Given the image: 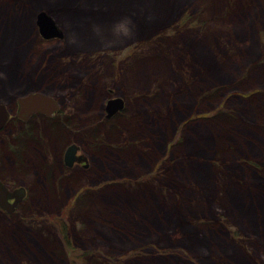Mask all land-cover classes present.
Instances as JSON below:
<instances>
[{
	"label": "rangeland",
	"instance_id": "374dc122",
	"mask_svg": "<svg viewBox=\"0 0 264 264\" xmlns=\"http://www.w3.org/2000/svg\"><path fill=\"white\" fill-rule=\"evenodd\" d=\"M203 1L124 0L122 7H114L112 0H68L61 3L49 1L36 8L31 0H4L5 4L12 5V14L16 11L14 7L21 10L18 16L25 21L21 20L17 26L10 48L6 47L3 31L0 33V103H5L11 113L0 130V180L23 190L24 195L17 210L5 212L0 208V264H184L179 258L166 256L168 252L182 254L201 264L200 254L191 245L198 236L195 230L203 225L202 220L209 221V218L199 214L209 209L213 200L222 205V193L229 178L221 173L208 172L209 179L204 183L191 180L200 171L195 163L197 156H193V161L178 159L180 156L170 150L171 143V155L163 170L160 173L156 170L142 172L131 164L128 156H132L133 150L152 149L150 136H145L143 142L137 140L139 149L131 150L136 146L134 144L127 145L130 149H122L118 143L140 139L139 136L130 137V130L125 128L130 124H145L142 116L146 114L139 109L140 106H144V112L150 113V119L166 117L179 105L183 106L180 101L185 100L183 96L190 93L192 85L205 81L203 87L210 88L214 76L224 73L229 74L228 77L224 75V83L234 81L237 71L229 62L238 51L232 43H237L240 36L214 34L213 29L199 28L195 23L182 24V18L194 13V6L197 7L195 11L198 10ZM206 1L204 11L209 5L220 7L216 15L226 18L227 23L246 17L255 21L254 39L248 34L247 40L249 45L255 46L256 55L264 58V0ZM19 2L27 7L20 9ZM76 2L81 6L74 12L72 4ZM93 2L98 6L92 8ZM127 5L130 9L125 11ZM41 10H46L56 20L63 37L49 40L41 36L36 23ZM91 10L103 16L121 13V18L131 17V37L118 45H108L100 41L99 30L95 32L93 24L88 23L80 36L82 42L72 43L70 32L73 21L78 19L75 14ZM93 21L101 24L100 28L104 26L100 17ZM257 56L250 57L247 68L259 61ZM152 58L160 61L162 68L158 72L145 67L147 60ZM256 68H264V62L257 63ZM136 69L139 72L135 79L129 78ZM9 75L16 76L14 79L23 81V84L32 85L31 94L42 92L54 98L58 104L55 113L38 112L27 120L17 117L18 96L12 101L6 99L8 94L3 95ZM99 79L101 86L96 105L87 108L94 91L93 84ZM116 97L122 98L124 107L108 117L107 101ZM168 100L172 106L170 110L163 107ZM257 100L254 97L251 103L255 104ZM61 112L72 118L65 122L68 127L52 135L58 129L52 126L61 119ZM176 114V119L180 120L179 109ZM97 127L104 142L100 146L86 139ZM180 130L179 127L176 139ZM168 143L169 140L167 146ZM71 144L79 146L77 154L83 155L85 160L70 167L66 165L65 153ZM165 159L167 157L162 160ZM72 180L75 181L72 183ZM213 182L219 189L211 187ZM112 190L130 202L139 199L147 205L158 202L168 217L163 222L165 230L155 231L154 239L146 240L139 234H132L130 236L135 240L129 245L112 244L106 240L107 236L111 237L110 233L105 231L104 225L101 227L104 232L95 231L91 216L97 214L107 227H112ZM80 194H85L81 200ZM102 195L111 199L104 198L107 202L96 208L94 204ZM143 210L146 211L147 207ZM214 211L221 215L218 213L222 212L220 209ZM139 214L137 209L121 207L113 215L119 221L126 220V227H137L132 222L148 226L150 219L143 218L141 222ZM223 214L227 224L226 228L222 226L225 239L231 241L245 262L264 264V259L253 248L246 228L229 219L228 214ZM148 244L151 246L146 247ZM217 244L219 249L220 243ZM140 247V253L131 254V250ZM94 254H103L100 263ZM155 254L160 258L155 259ZM113 255L116 257L112 263L109 257ZM213 259L220 264H229L217 254Z\"/></svg>",
	"mask_w": 264,
	"mask_h": 264
},
{
	"label": "trees",
	"instance_id": "16d2710c",
	"mask_svg": "<svg viewBox=\"0 0 264 264\" xmlns=\"http://www.w3.org/2000/svg\"><path fill=\"white\" fill-rule=\"evenodd\" d=\"M31 1L36 8L43 6L49 1H55L56 3L62 2V0H46V2L41 5L38 2L39 0ZM123 1L124 0H112V6L122 7ZM201 2L196 11L195 9L197 7L193 5L194 13L186 14L182 18V24L193 25L195 23L199 28L206 29L209 27L213 29L214 31L212 32L214 34L226 33L229 35L237 34V36H240L237 43H232L238 51H236L237 53H234L236 57L231 58L229 62L230 67L237 71L234 81L231 83H224L222 81L224 75L227 77L229 76V74L224 73V75L219 74L214 76L210 88L203 87L205 81L192 85L193 88H190V93L183 96L185 100L180 101L183 106L179 105L168 116L166 115V117H160L158 119L154 117L153 119H150V113L147 114L144 112V106H140L139 109L146 114L142 116L145 118V124L143 125L142 123H139L137 125H125V128L130 130V137L139 136L140 139L129 142L121 141L118 145H120L122 149H130L128 146L134 144L136 146L131 150L135 148L139 149L137 144L140 142L138 141L137 143V140L143 142L145 136H150V140L153 141L152 145L154 146L152 149L149 151H144V149H140L142 151L133 150L132 156H128L131 164L140 168L142 172L156 170L160 173V170H163V166L167 164L166 161L171 155L169 153L171 143L172 146L170 150L180 156L178 159H192L191 161H193V156H197L195 163L199 165L198 167L200 168V171L197 172L196 177L192 176L191 180L196 179L199 180L200 183H204L209 179V176L207 175L208 172H217L227 176L229 179L227 181V187H225L226 190L222 193V205L220 202L218 203L213 200L210 204V208L203 210V214H199L205 218H209V221L202 220L203 225H199L198 223L199 226L195 230V233H198V236L191 246L195 252L200 254L199 256L202 260L200 261L201 264H220L213 259V256L216 254L229 264H250L245 262L244 258L241 257V254L237 253L238 251L235 249L234 245L231 244V241L225 239L222 226H225L226 228L227 225L225 220H223L224 212L230 216L229 219L242 224L246 228L247 234L251 237L253 248L257 251L258 255L264 259V132H261L264 130V68L254 69L257 63L261 64L264 62V58L260 57L257 63H251L247 68V63L251 60L250 57L253 55L257 56L256 54L258 52L253 44L249 45L250 43L247 40L248 34H251V36L248 37L254 39L253 36L255 33L252 32V29H254L253 25H256L255 21L246 17L245 19L242 18L243 21L233 20L231 21L232 23H227L225 22L226 18L216 15L219 13L218 11H220V7L209 5L208 10L204 11L203 6L207 2L204 1V4ZM18 5L20 6V9L27 7L22 2H19ZM88 5L89 4H85V6ZM72 6V9L75 12V10L78 9L77 7L81 6V3L78 4L76 2L72 4ZM90 6L95 8L98 5L97 2H93ZM11 8V4H5L4 0H0V33L3 31L4 40L5 37L8 39L10 38L8 41H5L10 43V46H12L14 42L17 26H19L21 20L25 21L23 17L20 15L18 16V12L20 13L21 10L14 7L16 11L12 14L10 12ZM126 9H130V7L128 5L125 6V11ZM5 10L7 12H5ZM75 15L78 19L73 21V29L70 32V40L72 43H81L80 36L86 26H88L87 24H99L93 21L98 17H100L104 23V26L102 28L99 27L100 29L98 31L100 41H105L104 43L108 45H118L131 37L132 32L127 36H113L111 27L117 20H119V18H121V13H116L112 16H103L100 12L91 10L85 14L77 12ZM84 19L90 21L85 22ZM8 32L13 35L9 36ZM76 33L78 34L77 36H72ZM253 50L255 54L254 52L252 53ZM228 73H230V71ZM15 77L16 76L9 75V77L6 78V85L9 93L7 90L4 91V93H8L10 94L9 96H11L10 99L8 98V95L5 96L6 99L12 101H15L17 96H21V94L24 95V93L29 92L30 89L32 90V85L29 86V84H23V81H18V79H14ZM93 86L94 91L92 92L89 101L92 102V106L96 105V95L99 93V88L101 86L100 79L96 81ZM254 97L258 99L255 104L251 103L252 98ZM158 104H161L160 101H158ZM163 107H167L168 110H170L172 107L171 102L169 100L164 102ZM176 109H179V114L181 116L180 120L175 117ZM95 111L98 112L99 110L96 109ZM59 114L62 117L54 126H52V128H58L55 129L52 135L62 132V128L65 126L68 127L66 123L70 121L67 120H71L72 118L71 116H66L63 112ZM57 118H60V116ZM179 127L181 130L179 137L176 139L175 136H177L176 132ZM98 129L99 127L94 128V130H92L93 132L91 131V138L89 136L87 137L90 139L86 138L95 146H100L104 143L102 141V133ZM134 130H138L137 133H134ZM113 136L114 134H112V138ZM168 140L169 143L167 146ZM113 146L118 149L117 145L113 144ZM146 155H148L149 161ZM162 155H165L163 157H167V159L162 160ZM180 179H182V176ZM74 181L75 180H72V183ZM213 183L210 184L212 185L211 187L218 188V186ZM117 193L118 191L112 190L111 204L113 214L116 215L121 207L126 210L137 209L138 213H140L139 219L141 222L143 221V218H147L152 220L156 226L153 230H146L148 226L142 225V227L140 226V223L137 222L135 224L132 222L131 224H134L137 227H126V220L122 219V221H119L118 217L112 214V227H107V224H105L100 217H97V214H94V216H91V219L93 220L92 224L96 225L95 231L99 230L104 232L101 228L104 225L105 231L111 235V237L107 236L106 240L112 241L111 238L115 237L116 242L112 241V244L127 243V245H129L128 243H130V241L135 240L133 236H130L132 234H139L146 240L154 239L153 236L157 235V232L155 231L160 230L163 232L165 230L163 222L167 220L168 217L162 212V206L157 205L158 202L153 201V204L151 205H147L142 199L130 202L127 198H124L122 194ZM217 193L220 196V191H217ZM84 195L85 194H80L79 199H83ZM104 198L107 197L102 195L101 198H97L98 200L96 199L97 201L95 200L97 202V204H94L96 208L100 205L99 202L105 203L108 199H111L107 198L106 200ZM122 205H125V207ZM146 207L147 210L144 211L143 208ZM215 209H220L222 212L218 213H221V215L216 214V211H214ZM217 243H220V246H218L219 249L216 248V245H219ZM149 246L151 245L148 244L146 247ZM214 248H216V250ZM139 249H141V247L131 250V254L140 253ZM214 250L216 253L213 252ZM168 253L169 255L166 256L179 258L181 263L197 264L182 254ZM94 255L100 263L103 254H100L99 256H96V254ZM223 256H225V258ZM115 257L116 256L113 255L112 258L109 257V260L113 263V258ZM157 258H160V256L156 255L155 259ZM162 258L165 257L163 256Z\"/></svg>",
	"mask_w": 264,
	"mask_h": 264
},
{
	"label": "water",
	"instance_id": "95a60500",
	"mask_svg": "<svg viewBox=\"0 0 264 264\" xmlns=\"http://www.w3.org/2000/svg\"><path fill=\"white\" fill-rule=\"evenodd\" d=\"M36 23L39 28L41 36L45 39H52L55 37H63L64 33L56 23V20L46 11L41 10L37 14ZM17 113L16 116L27 120L31 115L41 112L43 114L52 115L58 109L56 100L50 95L36 92L27 93L17 98ZM124 107V101L122 98L116 97L109 99L106 104L107 116L111 117ZM11 117V113L5 103H0V130L4 128V125ZM79 146L77 144H71L65 153V162L68 166H73L76 162L84 161L83 155H78ZM87 166V165H86ZM24 195V191L21 189H9L8 186L0 180V207L13 212L18 203L21 201ZM14 199L13 201L11 199Z\"/></svg>",
	"mask_w": 264,
	"mask_h": 264
},
{
	"label": "bare ground",
	"instance_id": "6f19581e",
	"mask_svg": "<svg viewBox=\"0 0 264 264\" xmlns=\"http://www.w3.org/2000/svg\"><path fill=\"white\" fill-rule=\"evenodd\" d=\"M63 1H68V0H62V2ZM205 2H207L206 0H204ZM203 1V2H204ZM39 2V4H41V5H43L45 2H46V0H39L38 1ZM54 3H56L55 1H53ZM48 3V2H47ZM46 4H44V6H45ZM5 12H7L6 10H5ZM2 13H3V11H2ZM28 19H26V21H27ZM11 32V31H10ZM16 32V31H15ZM14 32V33H15ZM9 33V32H8ZM243 33L245 34V32L243 31ZM9 36H12L13 34H8ZM10 39V38H9ZM8 38H6L5 37V41L7 40H9ZM10 42V41H9ZM5 44H6V47H8V48H10V43H8V42H5ZM258 57H260V56H258ZM147 62L148 63H146L145 64V67L147 68V69H149V70H151V71H153V72H158L162 67H160L161 66V64H160V61L158 62L156 59H151V60H147ZM163 66V65H162ZM135 70V69H134ZM134 73H132L131 75L129 74V78H133V79H135V77H136V75L138 74V72H139V70L138 69H136V71H133ZM5 83H6V81H5ZM98 91V90H97ZM8 92V91H7ZM28 93V92H27ZM27 93H24V95L25 94H27ZM6 94H8V93H5V94H3V95H6ZM10 94H8V96H9ZM9 99L11 98V96H9L8 97ZM93 101V100H92ZM92 106V102L88 105V106H86L87 108H89V107H91ZM137 131L138 130H134V133H137ZM79 150V149H78ZM118 191H119V189H118ZM69 194H70V192H69ZM53 203H55V201H52ZM100 203V205H104V203H102V202H99ZM85 208L84 207H82V210H84ZM155 226H156V224L155 223H153V221L152 220H150L149 222H148V227L146 228V230H149V229H154L155 228ZM112 239V241L113 242H116L115 241V237H112L111 238Z\"/></svg>",
	"mask_w": 264,
	"mask_h": 264
},
{
	"label": "clouds",
	"instance_id": "9594fccd",
	"mask_svg": "<svg viewBox=\"0 0 264 264\" xmlns=\"http://www.w3.org/2000/svg\"><path fill=\"white\" fill-rule=\"evenodd\" d=\"M99 27H100L99 24H94L93 25L94 31L97 32L99 30ZM132 30H133V21L131 17H123L120 20L116 21L111 27V31L114 37L127 36L131 34Z\"/></svg>",
	"mask_w": 264,
	"mask_h": 264
},
{
	"label": "flooded vegetation",
	"instance_id": "af4514ba",
	"mask_svg": "<svg viewBox=\"0 0 264 264\" xmlns=\"http://www.w3.org/2000/svg\"><path fill=\"white\" fill-rule=\"evenodd\" d=\"M6 185H8V187L11 189V190H13V189H15L14 187H12L10 184H8V183H6ZM12 201L14 200L13 198L11 199ZM22 200V199H21ZM18 208V207H17ZM17 208H16V210H17ZM3 210V209H2ZM3 211H5V210H3ZM15 211V210H14ZM5 212H7V210L5 211Z\"/></svg>",
	"mask_w": 264,
	"mask_h": 264
}]
</instances>
